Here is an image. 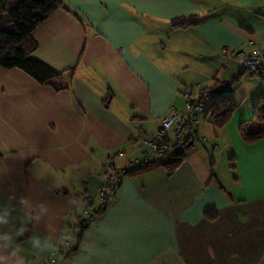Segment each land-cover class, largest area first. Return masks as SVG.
Returning <instances> with one entry per match:
<instances>
[{
  "label": "crops",
  "instance_id": "crops-1",
  "mask_svg": "<svg viewBox=\"0 0 264 264\" xmlns=\"http://www.w3.org/2000/svg\"><path fill=\"white\" fill-rule=\"evenodd\" d=\"M65 4L31 37L33 58L56 72L75 69L69 90L0 67V216L8 220L0 226V264H40L53 256L62 232H73L71 212L79 215L83 198L101 204L103 164L139 161V140L156 132L168 110L184 112L183 89L228 83L237 66L224 49L242 57L264 46V0ZM187 18L198 23L173 26ZM249 75L239 79L253 89V103L236 108L220 129L201 116L194 144L171 174L157 166L121 176L68 264H264V139L246 144L239 134L264 99V79ZM224 156L229 174L217 168ZM28 227L20 240L16 233ZM33 236L40 247L50 238L55 250L35 253ZM16 243L23 261L2 246Z\"/></svg>",
  "mask_w": 264,
  "mask_h": 264
},
{
  "label": "trees",
  "instance_id": "trees-1",
  "mask_svg": "<svg viewBox=\"0 0 264 264\" xmlns=\"http://www.w3.org/2000/svg\"><path fill=\"white\" fill-rule=\"evenodd\" d=\"M59 8L67 9L65 0H0V67L20 69L38 84L49 85L55 91L69 90L75 74L74 68L56 72L43 62L32 57V53L37 49V43L31 37V32L39 23ZM197 23L198 19L187 18L173 22V26L184 29L189 26H195ZM245 73L259 77L251 71H236V75L228 83L213 81L210 86L197 84L189 88L192 93L197 91V87L211 92V100L201 113H203V118L214 129L224 127L236 111L237 105L226 90L227 86L232 85ZM184 91V89L181 91L183 95ZM252 113V120L259 122L258 126L246 128L247 122H242L239 125V134L242 141L246 144H252L264 139L263 98H260L253 105ZM183 159L184 151L177 152L171 157L158 158L145 166L134 168L129 172L161 166L166 170L167 174H171L182 163ZM229 160L231 161L230 168L234 170L235 158L233 154L229 157ZM106 205L107 202L101 203L97 207L93 206L92 212L86 216H80L81 211L79 215L75 216L76 225L73 226L71 235L62 232L61 238L57 243L55 262L53 264H68L77 252L83 231L105 210ZM205 215L209 219L216 217V213L212 211L206 212ZM30 233L31 228H26L22 232L20 240L27 238ZM65 242L69 243V247L66 250H64Z\"/></svg>",
  "mask_w": 264,
  "mask_h": 264
},
{
  "label": "built area",
  "instance_id": "built-area-1",
  "mask_svg": "<svg viewBox=\"0 0 264 264\" xmlns=\"http://www.w3.org/2000/svg\"><path fill=\"white\" fill-rule=\"evenodd\" d=\"M226 60L234 58L237 63V71H251L264 79V46L255 48L250 54L239 57L228 49L223 50ZM185 110L177 112L170 109L164 114L158 123L156 132L149 137L139 140L142 158L137 162L129 163L128 166L114 168L113 161L103 164L99 168L101 184L97 189V196L101 203L113 198L121 181V176L131 168L145 166L161 157H171L177 152H182L189 143L194 144L195 132L198 128L199 114L206 108L211 100V92L197 87V91L185 89ZM93 201L85 196L82 200L80 216H86L92 212ZM71 215L76 216L75 212ZM69 243H64V250L68 249ZM54 257L41 260V264H53Z\"/></svg>",
  "mask_w": 264,
  "mask_h": 264
},
{
  "label": "rangeland",
  "instance_id": "rangeland-1",
  "mask_svg": "<svg viewBox=\"0 0 264 264\" xmlns=\"http://www.w3.org/2000/svg\"><path fill=\"white\" fill-rule=\"evenodd\" d=\"M249 76L250 75L248 73H245L241 76V78L249 77ZM240 79L238 81L234 82L232 85L227 86V91L232 90L234 92V98L233 97L232 98L234 99L236 105L238 106L237 107L238 109L245 107V105L247 103H253V102H251V101H253L252 100L253 99L252 98L253 97L252 96L253 89L250 90L249 83H246V81L242 82ZM245 95L247 96L246 101H244V99H243V97ZM201 116H203V113H201L199 116L200 120L202 119ZM258 125H259V122L255 121V120H251V121L247 122L246 128H250L251 126H258ZM208 147H209V150H211V147L210 146H208ZM214 151H215V154L220 155V158H221V155L224 153L222 150H219V149L214 150ZM217 168L221 169V171L223 173L229 174L230 168H229V161H228L227 156H224L222 162L219 163V161H218ZM44 179L48 183H50V181H51L50 178H48V177H45ZM55 254H56V250H55L53 256H50V257H55ZM40 264H41V261H40Z\"/></svg>",
  "mask_w": 264,
  "mask_h": 264
},
{
  "label": "clouds",
  "instance_id": "clouds-1",
  "mask_svg": "<svg viewBox=\"0 0 264 264\" xmlns=\"http://www.w3.org/2000/svg\"><path fill=\"white\" fill-rule=\"evenodd\" d=\"M21 203H25L24 199H21ZM8 223V220L5 218V216H0V226H3L5 224ZM23 232V229H21L20 231H18L16 233V235H21ZM46 240V244L44 247H40V237L39 236H33L30 238L29 243L32 246V250L35 253H45V252H49L50 250H55V245L53 244V242L51 241L50 238L45 237ZM3 247H12V256L13 257H18L20 261H23V256L21 255V253L23 252V247L22 245H20L19 243H16L15 246H12V244H5L2 245ZM13 264H17V261L14 260Z\"/></svg>",
  "mask_w": 264,
  "mask_h": 264
},
{
  "label": "water",
  "instance_id": "water-1",
  "mask_svg": "<svg viewBox=\"0 0 264 264\" xmlns=\"http://www.w3.org/2000/svg\"><path fill=\"white\" fill-rule=\"evenodd\" d=\"M191 146V143H189V145L187 147Z\"/></svg>",
  "mask_w": 264,
  "mask_h": 264
}]
</instances>
